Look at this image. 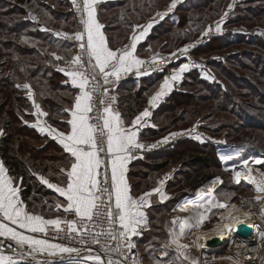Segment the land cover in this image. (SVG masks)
Instances as JSON below:
<instances>
[{"label":"snow or ice","instance_id":"6c2138e0","mask_svg":"<svg viewBox=\"0 0 264 264\" xmlns=\"http://www.w3.org/2000/svg\"><path fill=\"white\" fill-rule=\"evenodd\" d=\"M98 3L99 0H82V2L72 0L73 7L81 13L82 30L77 31L74 36L56 33L57 36L79 42L80 48V53L69 62L74 67L68 70L59 69L64 72L65 76L69 77L71 85L79 90L78 94L75 95L73 107L66 109L71 113V119L68 120L70 131L61 132L50 126H42L39 120L32 126L37 127L41 133H46L57 140L64 151L73 158L70 168L66 172V182L63 186L52 183L44 177L39 178L42 184L54 190L66 201L63 205L57 204V209L62 206L65 213L78 218L85 231L90 227L101 228V231L93 235V243L99 244L98 237L104 235L117 241V247L114 251L120 252L124 241L127 242V248L130 251L135 247L132 238L139 235L140 230L147 226L144 209L150 206L149 198L153 194H159L161 201L168 198L161 191L164 180L159 181L161 187L154 188L136 198L130 194V186L126 178L128 164L134 158V153L146 147L155 148L157 146L156 144L145 145L139 142L138 138V126L146 125L145 118L149 117L151 113L149 109H145L131 122V127H125L120 114L115 112L103 99H100L99 102L103 105V110L101 113L97 109L95 123L91 122L92 117L89 114L93 112L95 107L94 94L99 92L101 97L107 96V90L100 91L102 88L101 80L103 84H108L110 78L118 81L122 74L135 72L140 75L142 66L149 63L136 55V49L137 43L147 35L152 24L137 26L143 30L137 34L134 29L130 43L121 49L113 50L109 47L102 31L104 26L97 19L96 5ZM175 7L176 2L173 0L168 11ZM229 9H231V5ZM157 15L162 17L164 14L157 13ZM224 15L227 16L228 13L225 12ZM220 30L218 23L216 31L219 32ZM208 31H211V27L205 31L204 35H207ZM189 47L191 45L181 49L180 53L186 54ZM53 55L57 60L62 59L55 53ZM157 62L155 56L150 61L151 64ZM188 68L189 65L184 64L163 81L159 90L149 99L150 107H155L160 98L171 91L174 82L180 81L182 73ZM23 87L28 90L31 99L33 93L30 86L25 84ZM110 99L114 100L115 98L111 97ZM33 107L35 108V115L38 117L47 115L35 101H33ZM2 134L0 132V135ZM171 135L175 137L182 134L172 133ZM167 139L157 143L167 142ZM196 139H200V137L197 135ZM101 153L104 154L103 158ZM254 163L264 164V156L254 158ZM238 167L241 170L234 171L236 183H240V177L244 175L247 183L253 185L254 190L258 193L255 197L256 201L264 200V172L259 173L262 179L258 180L253 175L247 159H244ZM102 168L104 169L103 172H101ZM61 171L64 172L65 170L61 169ZM217 183H222V181L216 178L207 190L202 188L196 193L197 199L178 205L177 209L188 211L190 214L183 218L176 217L171 221L172 227L169 230L171 243L176 246L179 256L189 261V264H199V262L188 256L187 250L190 245L181 243L182 238L197 234V240L208 239V234L202 229L206 223L211 221L213 216H219V222L212 231L221 237L225 234H231L234 224L242 223L238 217L228 211L231 207V209L239 212L240 209L236 208V205L219 202L216 195L212 194V185ZM213 209L216 211L214 212ZM226 211L228 215H222ZM245 215L250 216L251 213L246 212ZM260 216L264 218V208L261 209ZM4 221L8 223H4ZM62 224L67 225L69 233L82 234L78 232L76 219H45L41 215L30 213L20 198L19 187L14 186V181L8 175L7 168L3 161H0V237L14 242L19 248L27 246L32 253H47L49 256L73 252L79 254V249L64 247L57 243H50L48 239L25 234L26 232L47 236L50 228L59 233L64 231L61 228ZM9 225H15V227ZM261 239H264V233H261ZM192 243L197 248L203 246L195 240ZM240 246L246 247V244L241 242ZM2 247L3 245L0 244V248ZM101 247L105 252L109 251L108 247L104 245ZM84 259L96 261L97 264H104L99 255H89ZM228 259L232 258L229 257ZM0 264H17V261L13 256L4 255L0 252ZM108 264H113V261L109 259ZM116 264H120V262L117 261ZM133 264L136 262L133 261Z\"/></svg>","mask_w":264,"mask_h":264},{"label":"trees","instance_id":"16d2710c","mask_svg":"<svg viewBox=\"0 0 264 264\" xmlns=\"http://www.w3.org/2000/svg\"><path fill=\"white\" fill-rule=\"evenodd\" d=\"M167 1H170L171 4L173 3V0H163V3ZM201 1L185 0L177 4L174 15L177 17L179 15V21L177 22L180 28L186 21L185 16H181V13H185L191 8L196 9L202 6ZM130 2L132 3L133 0H124L118 6L123 7L128 3L130 4ZM37 4L38 0H0V132L3 133L0 135V159L8 169V172L21 185L23 200L28 204V210L33 213L38 212L35 206L42 203L41 201H44V198L54 195L53 191H47V189L45 190L40 186L36 178L37 173L46 175L52 169L50 164L59 162L62 165L59 168H55V171L66 178L64 175L65 171L63 173L61 169H64L63 163L67 166L72 159L54 141L42 137L35 129L26 125L25 120L32 119L29 112H33L34 108L28 98V90L23 85L30 84L34 88L38 102L42 103L43 108L50 114V121L57 123V116L61 115V113L64 115L65 109L70 107L73 92L65 85V78L58 71V65L62 63L63 58L57 60L51 55L53 51L48 50L49 54L45 51V46L58 50V54L68 60L76 52L74 43L55 40L56 38L51 35V32L45 33L27 20L28 10ZM58 4V6L69 8L70 2L59 0ZM204 6L206 5L204 4ZM249 12L251 17L255 15L261 17L264 14V8L258 7L257 9H251ZM56 17L69 24V26L75 25V21L69 11L58 14ZM251 17L249 18L252 19ZM162 24L153 29V35L150 37L152 41L157 38L155 34L169 32L168 30L170 29L165 28V25ZM124 25H126V19H121L119 28L124 27ZM114 30L108 25L105 26V32L111 45L118 46L123 40L126 39L125 41H127V38H124L119 43L120 37L117 39L112 35ZM154 36L155 38L153 39ZM24 38L38 40L43 45L40 47L27 46L23 43ZM208 40L199 49L191 51L187 56L219 52V50L224 51V48L232 46L255 47L259 51L239 50L226 57L224 63L219 62L222 63L219 65V69L223 74L221 76L228 83H226L225 89H221L218 86L213 90V95L197 97L195 93H184L181 90L172 93L169 98L159 105L153 114L152 121L156 128L144 130L141 136L142 139H153L162 136L165 128L158 126L157 118H164L165 121L168 118V125H178L181 122L188 121L186 120L187 118L192 119L198 113H201L204 110L203 102L205 101H213L215 103L214 109L217 112L224 113L226 111L228 114L234 115L239 113L237 115L239 121L236 123L238 127H235L237 131L240 129L264 131V119L259 118L260 114L246 113L247 109L259 112L256 109L260 108L254 107V109L249 104H243V101L241 102L234 95L239 88H249L251 91L246 94L257 98L258 101L256 103H260L264 111V89L261 86H255L248 77L245 78L234 70L254 74L256 78L261 80V85H264V37L252 39L244 35H239L238 37L236 35L235 39L231 40L228 37L216 36ZM68 48L71 49V55L62 52V50ZM247 58L250 60H247ZM210 63L218 66L217 61H211ZM165 72L163 71L148 79H144L140 87H137L139 83L133 79L128 80L121 86L119 85L120 87L116 90L120 100L119 109L125 118L134 119L145 110L150 98L146 93L155 84L162 82ZM203 83V81L199 80L197 74H193L188 75L187 81L182 86L191 88L193 87L192 85L198 87ZM199 88L211 94L212 89H214L212 86ZM69 94L70 98H67ZM230 105L232 108L229 110ZM180 108H183L182 111L175 115ZM133 165L135 167L143 166L144 170H146L141 171V181L131 184L133 196L144 185L143 180H149L150 172L161 173L169 169L170 166L177 167L180 165L189 171L185 172V174L183 173V178L180 179L179 183H184L191 190H196L214 178L217 175V170L222 169L216 147L211 143L203 144L191 138L179 139L163 150L146 154ZM201 171L205 173L201 175ZM132 177L130 174V179ZM47 205V203L42 204V208H46ZM159 217L160 215H158ZM144 236L147 238L151 237L150 232L145 233ZM140 240L142 239L140 238Z\"/></svg>","mask_w":264,"mask_h":264},{"label":"rangeland","instance_id":"374dc122","mask_svg":"<svg viewBox=\"0 0 264 264\" xmlns=\"http://www.w3.org/2000/svg\"><path fill=\"white\" fill-rule=\"evenodd\" d=\"M58 1L59 0H38V4L33 7H30L28 12L37 15L39 19L42 21V24L44 23L45 25L52 28L51 35H53V37L56 38L57 36L56 33H66L68 36H74L73 34H75L77 31H81V26L80 24H78V21L74 16L71 4H69V8L70 11H72L71 13L73 14L75 25L69 26V24H66L63 20L58 19V17H56L58 16V14L65 12L67 13L68 11V8L63 6H58L59 5ZM178 1L179 0H175L176 5ZM67 2L69 3L68 0ZM204 4L206 6H204ZM170 5H171L170 1L163 3V0L162 1L133 0L132 3L130 2V4L128 3L125 6H123L122 9L111 11L110 15L105 17L102 22L104 23L105 26L108 25L109 27H111V29H115L112 35H114V37H116L117 39L118 37H120L119 43H121V40L124 38H127V40H129L133 35L134 29L136 32H140L139 29L141 27H137V26H147L149 23H151L152 27L148 30V33L151 32L150 35H153L152 34L154 29L153 27L156 23L157 24L155 25V27L158 24L163 23L162 25H165L164 26L165 28L170 29L168 30L169 31L168 33L155 34L157 38H155L154 36L153 39L154 38L155 39L153 41L151 39L148 40L147 42L148 45L146 43L147 46L145 45L143 47L144 49L140 52L143 59L145 60H150V58L152 59L154 56L155 57L158 56L159 57L158 64H160V68L158 70L166 71L162 82L160 81L159 83L155 84V86L150 88V90L146 93V95L150 96V98L159 90V87L163 83V81L166 78L170 77L184 64L189 65L188 70L182 73V78L180 81L174 82L175 84L172 90L167 94V97L164 99V101L167 98H169L172 95V93L179 90L183 91L184 93H192V94L195 93V95L199 97L203 95L204 96L213 95L214 94L213 90H215L218 86H220L221 89L223 88L225 89V85L226 83H228V81L221 76L223 74L219 69V65L224 63L226 57H228L230 54H234L236 51L239 50L243 51V49L255 50V51H259V50H257L255 47L249 48L245 46H232L230 48L229 47L224 48L225 49L224 51L219 50V52L218 51L207 52L204 54H198L199 56L198 55L193 56L191 54L190 57H188L187 54L182 55L180 53V50L191 45V47H189L188 50L194 51L197 48L199 49V47L202 44L208 42L209 41L208 39L216 36L228 37L231 40H234L236 35L237 37L239 35H244L252 39L263 38L264 14L261 17H257L256 15L251 17V13L249 11L251 9H257L258 7L264 8V0L261 1L260 0H206V1L202 0L201 1L202 6H199L196 9L191 8L189 9V11L185 13H181V16H185L184 18L186 20L182 28L179 27L177 22L179 21V15L178 17L176 15H173L170 19L169 18L163 19L165 15L170 12L168 11ZM230 5H231V9H229ZM176 9L177 6L175 7V10ZM225 12L228 13L227 16L224 15ZM117 13L121 15V17L119 16L118 17L119 19H116V21H114L113 17ZM157 13H161L164 15L161 17L157 15ZM249 17H251L252 19H250ZM121 19H126L132 22L130 23L128 22L126 25H124V27L119 28V23ZM218 23L221 29L219 32L216 31ZM209 27H211V31H208V34L204 35L205 31L208 30ZM125 40H123V42H125ZM123 42L120 44V46L123 45ZM23 43L27 46H33V47L34 46L40 47L43 45L42 43H40V41H33L29 43L28 38H24ZM78 43L79 42H77V45L75 44L76 45L75 56L78 53ZM115 44H117V42H115ZM45 47H46L45 51L48 54H49L48 50H50L53 51L55 55L60 56L58 54L59 53L58 50L49 48L48 46ZM70 51H71L70 48L62 50L63 53H67L68 55H71ZM173 53H175V55H173ZM62 58L63 59L61 64L63 65L59 64L61 67L67 65L66 62L68 60L66 57L64 58V56ZM72 59L73 58H71V60ZM247 60L250 59L247 58ZM211 61H217L218 66L211 64L210 63ZM168 63L171 64L168 65ZM234 70L237 71L236 73H239V75L245 78L248 77L251 83L254 84L255 86L258 87L261 86V88L264 89V85H261L262 83L261 80L256 78L254 74H250L246 71L242 72L236 69ZM193 74H197L199 80L203 81L204 83L198 87L192 85L193 87L191 88L182 86V84L185 81H187L188 75H193ZM130 78L134 79L132 77V74L129 75L125 81L127 82ZM144 79L146 78L139 80V82L137 81L139 83L137 87L142 86L141 83ZM28 85L30 86L31 91L33 93L31 99L33 101H36L37 100L36 92L30 84ZM202 86L204 87L206 86V88L212 86L214 88L212 89V94L208 93L205 90H200L199 87ZM118 88L116 87V90H118ZM250 91L251 90L249 88L248 89L239 88L238 92L236 91L234 95L236 96V98L241 100V102L243 101V104L246 105L249 104L253 108L254 107L260 108V109H256L259 112L252 111L246 108L247 109L246 113L249 112L251 114H260L259 118L264 119V111L262 110L263 108L261 104L256 103V101H258L257 98H253L249 94H246L249 93ZM73 95L75 94H72V96ZM67 98H70V94L67 95ZM116 98H117V110L118 113H121V110L119 109V105H120V100L118 99L119 94L117 93V91H116ZM37 103L44 110L42 103L38 102V100ZM203 105L205 107H203L204 110H202L201 113H198L197 116H195L192 119L187 118L186 120L188 121L181 122L178 125H174V126L168 125L167 123L169 121L168 118L166 121L164 118H157L158 126L160 128H165V131L162 133V136L153 139L141 138L140 140V142L145 145L156 144L157 145L156 147L161 146V149L157 148L159 149L157 151L165 149L167 146L171 145L172 143L182 138H191L203 144L211 143L213 144V146L216 147L217 156L219 157V160L223 165L222 169L220 168V170H217L216 172L217 175L214 178L207 181L205 184H203L200 188L196 190H191V188L188 185H184V183L181 182L179 183L180 179L183 178V173L185 174V172L189 171L187 168L181 167L180 165L177 167L170 166L169 169L161 173L150 172L149 180L148 181L143 180L144 185L138 192L134 193V197L138 198L144 193L149 192L154 188L161 187L159 181L164 180V184L161 188V191L169 198V199L167 198L168 200L165 199L164 202L158 201L161 200L159 194H153L149 198L150 200L153 201V204H159V206H154L149 210L150 213H149L148 221L150 223L149 226L151 229L150 231L151 237L147 238L144 236L141 238L142 240H140V236L133 237L134 242H136V244H138V246L142 250L143 264H166L167 260H169L167 264H176L178 263V259L181 260L178 250L175 255H173L174 253H169L172 250H170V248L168 247L169 245H173V244L171 243L170 236L168 237L167 234L168 228L170 229L172 227V225H169L168 223V217L171 218L174 209H176L178 205H183L185 204L186 201H189V196L192 193H197L202 188L207 190L208 186L216 178H219L222 181V183H217L215 185H212V194L214 195L217 194L216 197L219 202H223L227 204H229L230 202H234V203L237 202V204L239 205L247 206L246 208L250 206H254V209L258 205V203L252 204L251 199L254 197L253 192L251 190L245 189L242 186H237L233 182V177L229 173H227L223 168L225 163L228 162L229 164H235L238 163L240 159L224 157L223 155H225L224 150L228 147L230 148L231 146L243 147L244 158L253 156L254 154L251 153L252 151L264 152V131L258 129H240L239 131H237L235 127H238L236 123L239 121L237 116L239 115V113L238 114L236 113L234 115L231 113L228 114L226 111L225 112L223 111L224 113L217 112L214 109L215 103L213 101L210 102L205 101L203 102ZM231 108L232 106L230 105L229 110ZM182 109L183 108L178 109L175 115H178L182 111ZM126 119L128 120V118ZM25 122H32V121L31 119H27L25 120ZM172 133H181L182 135L172 137L171 135ZM197 135L200 137V139H196ZM165 138H168L167 142L157 143L164 141ZM144 155L146 154H136L134 155V158L138 157L137 159H142ZM262 156H264V154H262ZM71 159L73 158L71 157ZM135 162L136 160L132 163V166L130 168V174L133 176L132 179H130L131 184L141 181L142 180L141 171L142 172L146 171L144 170L143 166L139 165L138 167H135L133 165ZM50 165L52 169L49 171V173H47L46 175L42 173H37L36 175V178L40 186L43 187L45 190L47 189V191L49 190V188L45 187L40 182L39 179L40 176L42 177L47 176L48 179L52 180L53 182L57 181L61 186H63V184L66 182V178H64L63 176H61V174L55 171V168H59L62 164L59 162H53ZM253 165H256V167L257 166L264 167L263 164L253 163ZM63 166L65 170H68L70 168V163L67 166L65 165V163H63ZM229 171H231L230 168ZM262 172H264V169L262 170ZM203 173L205 172L203 171L200 172L201 175H203ZM8 175L10 176L11 174L8 172ZM11 177L14 181V184L18 185L19 183L17 182L16 178L12 175ZM165 177H167V179H165ZM44 199H45L44 201H41L42 203H39L37 206H35L36 211H38L37 213H39L45 219H59V217L64 213V211L62 206L59 209H57L56 205L57 204L63 205L66 203V201L60 198L55 193L53 196H49ZM23 202L25 203L26 208H29L28 204L24 200ZM44 203H47L48 205L46 208L43 207L44 208L43 209L42 204ZM263 208H264V203H263ZM37 213H33V214H37ZM185 214L186 217L188 214L187 213ZM158 215H160L159 218ZM216 221H217V216H213L211 221L207 223V228L208 227L210 228L212 224ZM146 227H148V225ZM182 240L183 238L181 239V241ZM25 247L27 248V246ZM193 249H194V245L191 244V250L194 251ZM195 254L197 255L196 261L200 262L199 253L195 251ZM86 256L77 257L69 261L68 263L61 262L59 260H55L51 258H43L42 256L41 257L38 256L36 253L35 254L31 253L30 255H24V256L22 255L14 256L13 258L17 261V264H97L96 261L85 260L84 257ZM91 256H96V255H91ZM175 256L179 258L176 257V259L173 260ZM236 256L237 254L235 255V253L233 252V250H231V248L229 249L227 248L226 250L223 249V251L219 253L217 256H212V258H208L207 261L203 264H250L246 262L243 263L240 262L238 259H236L237 258ZM229 257H231L232 259H228Z\"/></svg>","mask_w":264,"mask_h":264},{"label":"built area","instance_id":"2783aa9c","mask_svg":"<svg viewBox=\"0 0 264 264\" xmlns=\"http://www.w3.org/2000/svg\"><path fill=\"white\" fill-rule=\"evenodd\" d=\"M71 4L73 13L75 18L78 21V24H80L81 26V30H82V25L80 23L81 20V13L78 12L72 4V0H68ZM78 2H82V0H78ZM27 20L34 25H42V21L39 19V17L31 12L27 13ZM191 51L188 50V52L186 54H189ZM80 53V48H79V43H78V53L77 55ZM157 57V63L156 64H151L150 61L152 60L150 58V60H148L146 63L145 68L146 69H154V70H158L160 68V64L159 63V57ZM171 63H168V65H170ZM165 65V64H164ZM74 67V65L68 63L67 65L61 67V69H65L68 70L70 68ZM129 75H121L120 79L118 81H115L114 78H110V83L108 84H103V81L101 80L100 83L102 85V88L100 89V91H104L107 90V96L101 97L99 92L95 93V107L92 113H90V117H92L91 122L95 123V117L97 115V109H99V111L102 113L103 110V105L100 104V99H103L105 101L106 104H109L112 109L115 112H118L117 110V98H116V87L119 83L124 82ZM111 97H114L115 99L112 100L110 99ZM150 146V145H148ZM161 149V146L155 147V148H151V147H146L145 149H141V150H137L134 155L136 154H151L156 152L157 150ZM258 153L260 154H264V152L259 151ZM101 156L103 158L104 154L101 153ZM241 164V163H240ZM240 164H235L234 166H238ZM228 165H230L228 162L225 163L224 165V170L229 173L232 177H233V182L237 185V186H242L245 189L251 190L254 194V197L251 199L252 200V204L258 203L257 207L254 206H250L247 209L252 211L253 213H255V215L257 217H260V212L261 209L263 208V202L259 201L257 202L255 197L257 196V192L254 190V186L248 184L246 181L244 180H240V183H236L235 178H234V171H229V167ZM264 165V164H263ZM223 166V165H222ZM257 168L262 171L264 169V167L261 166H257ZM104 169H101V172H103ZM110 171V169H109ZM205 199L207 197H204ZM197 199L196 197V193H192L189 196V201ZM237 203V202H235ZM239 205V204H238ZM241 207H247L245 205H239ZM213 211L215 212L216 210L213 209ZM59 219L62 220H73L76 219L77 220V229L79 233L82 234H77V233H69L68 229H67V225L62 224L61 228L64 229V231H61L59 233H57L54 229L50 228L48 231L47 236H44L43 234H32V233H28V235H34L36 238H43V239H48L50 243H57L60 244L64 247H69V248H75V249H79L80 252L79 254L73 252V253H63V254H57L56 256H49L47 253H41L43 254V258H51V259H55V260H59L61 262H69L77 257H83L86 255H99L102 259V261L104 262V264H108V260L111 259L113 261V264H116L117 261L120 262V264H133V261L136 262V264H142V252L140 250V247L138 246V244H136V242H134L133 238H132V242L135 244V247L132 248L130 251L127 248V242L124 241L122 242L121 245V250L120 252L114 251V249L117 247V241L110 239L109 237H106L104 235H101L100 237H98L100 243L96 244L92 242L93 239V235L96 232L101 231V228H92L90 227L87 231L84 230V228L81 226V222L78 220V218H76L73 215H70L69 213H63ZM219 220V216H217V221ZM215 223V222H214ZM213 223V224H214ZM212 224V225H213ZM255 225H257L259 227V229H255ZM212 227V226H211ZM210 227V228H211ZM207 228V223L203 226L202 230H205ZM208 229V228H207ZM253 230H254V234H252V236L248 237H242V236H238L235 237V239H240V240H247V242L250 240V245L252 247H255L254 251L251 253V251L248 252L247 257L244 258L242 255H240L237 252H234L235 255L237 254V258L240 262H246V263H250V264H264V239H261V233H264V226L261 225L260 223H255L253 225ZM255 236V237H254ZM189 238L192 239V242L195 240L196 241V237L195 234L189 236ZM199 243V242H197ZM0 244L3 245L2 248H0V252H2L4 255H11V256H20L21 254L24 255H30L31 251L26 248L23 247L21 248V252H19V247H17L14 242L9 241L3 237H0ZM193 244V243H192ZM222 245H224L225 247H200L197 248L194 245V250L196 252L199 253V264H203L207 261L208 258H212V256H217L219 253H221L223 251V249H229L231 247V240L227 239L225 241H223L221 243ZM101 245H104L106 247L109 248L108 252H105ZM262 249V252H261ZM35 254V253H33ZM39 256V255H38ZM41 257V256H40ZM189 264V263H186Z\"/></svg>","mask_w":264,"mask_h":264},{"label":"crops","instance_id":"0c3cea01","mask_svg":"<svg viewBox=\"0 0 264 264\" xmlns=\"http://www.w3.org/2000/svg\"><path fill=\"white\" fill-rule=\"evenodd\" d=\"M185 0H179L178 1V3L179 2H184ZM122 2H124V0H99V3L96 5V14H97V19H98V21H99V23H101L104 27H103V29H102V31H103V33L105 34V36H106V39H107V42H108V45H109V47L110 48H112L113 50H117V49H121V48H123L124 46H126V45H128L129 43H130V40H131V38L129 39V40H127V41H125L124 43H123V45L122 46H120V45H118V46H114V45H111L110 44V41H109V38H108V35H107V33L105 32V25H104V23L102 22L103 21V19L105 18V17H107V16H109L110 15V13H111V11H113V10H120V9H122L123 7H120V6H118V5H120ZM177 3V4H178ZM177 6V5H176ZM68 11H69V13H70V15H71V17L73 18V14L71 13V11H70V8H68ZM175 8H173L169 13H167L166 15H165V17L163 18V19H165V18H171L174 14H175ZM103 15V16H102ZM121 17V15H119L118 13L113 17V19H114V21H116V19H119L118 17ZM163 19H161V20H163ZM112 20V19H111ZM160 20V21H161ZM130 23V22H132V21H129V20H126V24L127 23ZM157 24V23H156ZM155 24V25H156ZM155 25H154V27L153 28H155ZM159 25V24H158ZM157 25V26H158ZM35 26H37V27H39L43 32H45V33H50V32H52V28H50L49 26H47V25H45L44 23L42 24V25H35ZM152 28V29H153ZM143 29L142 28H140L139 29V31L141 32ZM140 32H136L137 34H139ZM148 33V32H147ZM151 34V32L150 33H148L146 36H144L138 43H137V49H136V55L140 58V59H142V60H145V59H143V57H142V55L140 54V52L144 49L143 47L146 45V43L148 42V40L150 39V37L152 36V35H150ZM74 35V34H73ZM132 37V36H131ZM27 40V39H26ZM55 40H58V41H68V42H71V43H74V44H76L77 45V42L74 40V39H66V38H64V37H62V36H56V39ZM33 41H38V40H35V39H32V38H28V42L29 43H31V42H33ZM75 41V42H74ZM33 47V46H32ZM75 54H76V52L74 53V55L72 56V58L75 56ZM71 61V59L70 60H67V64L69 63ZM146 62L148 61V60H145ZM61 65H63V64H61ZM60 65H58V71L64 76V78H65V85L66 86H68L69 88H70V90L73 92V94H75V95H77L78 94V92H79V90L77 89V88H74L72 85H71V82H70V79H69V77H67V76H65L64 75V72H62V71H60L59 69H61V66L59 67ZM145 66H146V64L145 65H143L142 66V69H141V74L140 75H137L135 72H130V73H127V74H122V75H131L132 74V77L134 78L133 80H135V81H138L139 82V80H141V79H143V78H146V79H148L149 77H152V76H154V75H156L157 73H161V72H163V70H154V69H146L145 68ZM140 78V79H139ZM131 79V78H130ZM129 79V80H130ZM126 82V81H125ZM125 82H121V83H119L118 85H117V88L118 87H120L122 84H124ZM175 84V83H174ZM120 85V86H119ZM27 90V89H26ZM172 90V89H171ZM170 92V91H169ZM168 92V93H169ZM167 93V94H168ZM167 94L166 95H164L163 97H161L160 98V100L158 101V103L156 104V106L155 107H150V105H149V101H148V106H146V109H149V111H150V116L149 117H147V118H145L146 119V121H147V124L146 125H144V126H138V138H139V142H140V140H141V136H142V133L144 132V130H146V129H150V128H155V126H154V124H153V114H154V112L156 111V109L159 107V105L162 103V102H164V99L167 97ZM75 95H73V97H72V101H71V105H70V107H68V108H66V109H71L72 107H73V105H74V99H75ZM28 98H29V95H28ZM30 99V98H29ZM150 99V98H149ZM30 101L33 103V100L32 99H30ZM35 103L36 104H38L37 103V100L35 101ZM40 108H41V106H40ZM66 109H65V113H64V115H62V113H61V115H58L57 116V118H56V120H57V123H52L51 121H50V114L44 109H42L41 108V110L43 111V112H45V113H47V115L46 116H37V115H35V108L33 109V112H29V114H30V116L32 117V119H31V121L32 122H26V125H28L29 127H31V128H33V129H35L42 137H46L47 139H49V140H51V141H54L61 149H63V147H62V145H60L59 144V142L57 141V140H54L52 137H50V136H48L46 133H41L39 130H38V128L37 127H33L32 125H34V124H36L37 123V121L39 120L40 122H41V125L42 126H50V127H52V128H56L58 131H61V132H68V131H70V125L68 124V120H70L71 119V113H70V111H66ZM120 114V116H121V119H122V121L124 122V124H125V127H131V122L135 119H126L123 115H122V113H119ZM64 150V149H63ZM67 153V152H66ZM68 155H70L69 153H67ZM138 157H136V158H133L130 162H129V164H128V171H127V173H126V178H127V181H128V184H129V186H130V194L133 196V193H132V185H131V181H130V168H131V166H132V163L136 160V161H138L139 159H137ZM0 161H2L1 159H0ZM6 167V166H5ZM66 170H65V176H66ZM10 177H11V175H10ZM40 177H42V176H40ZM44 177H46V179L47 180H49L50 182H52V183H55V184H57V185H59V183L56 181V182H53L52 180H50V179H48L47 178V176H44ZM12 178V177H11ZM166 184H167V182H166ZM44 185V184H43ZM14 186H16V187H19V189H20V198H21V200L23 201V199H22V189H21V185L20 184H18V185H15L14 184ZM45 187H47L46 185H44ZM166 187V186H165ZM49 190H51V191H53L56 195H58L59 196V194L58 193H56L54 190H52V189H49ZM60 197V196H59ZM134 197V196H133ZM60 198H62V199H64L63 197H60ZM169 199V198H168ZM167 199V200H168ZM154 200H157V199H154ZM166 200V201H167ZM159 202H164V200L163 201H161V200H158ZM150 206L149 207H146L145 209H144V211H145V214H146V218H147V221L149 220V213H150V209L152 208V207H154V206H159V204H153V201L152 200H150ZM24 203V202H23ZM182 203H183V201H182ZM24 205H25V203H24ZM26 206V205H25ZM27 210H28V208H27ZM29 211V210H28ZM147 211H149V212H147ZM30 212V211H29ZM31 213V212H30ZM33 213V212H32ZM185 213H187L188 215H189V213L187 212V211H181V210H179V209H175L174 211H173V213H172V215H171V218H169L168 217V223H169V225H171L170 224V222L174 219V218H176V217H181V218H183V217H185ZM38 215H40V214H38ZM170 215H168V216H170ZM187 215V216H188ZM4 223H8L7 221H4ZM168 223H167V225H168ZM147 225H148V227H146V228H142L141 230H140V234L139 235H137V236H140V238H142L143 236H144V234L145 233H148V232H150L151 231V229H150V223H149V221H148V223H147ZM10 227H15V225H9ZM171 229V228H170ZM169 228H168V230H167V234H168V237H169V230H170ZM18 231H24V230H22V229H17ZM25 234L26 235H28V233H26L25 232ZM170 240H171V237H170ZM181 243H184V244H189L190 245V247H189V249L187 250V254H188V256L191 258V259H197V255L195 254V250L194 251H192L191 250V244H192V240L189 238V237H187V239L186 238H183V240L182 241H180ZM168 248H170V250H172V251H168L169 253H174L173 255H175L176 254V252H177V248H176V246L175 245H169V247ZM176 257L177 256H175V258H173V260L174 259H176ZM178 258V257H177ZM170 259V258H169ZM180 259L181 260H179L178 259V263H176V264H186V263H189V261H187V260H184V258L183 257H180ZM169 262V260H167L166 261V264Z\"/></svg>","mask_w":264,"mask_h":264},{"label":"bare ground","instance_id":"6f19581e","mask_svg":"<svg viewBox=\"0 0 264 264\" xmlns=\"http://www.w3.org/2000/svg\"><path fill=\"white\" fill-rule=\"evenodd\" d=\"M243 150H244L243 147L231 146L230 148L228 147V148H226L224 150L225 151V155H223V156L224 157L235 158V159H240V161L238 163H235V164H240V163H242V161L244 159H247L249 161V166L252 168L253 175L256 176L258 180L262 179L259 176V173L262 172V171L257 169L256 165H253L254 158L262 157V154H260L258 152H255V151H252L251 153L254 154L253 156H249L248 158H244L243 157V154H244ZM235 164H230V165H228V167L230 168L231 171H240L241 169L238 166L235 167L234 166ZM240 180L246 181L245 176L242 175L240 177ZM262 202H263V200H262ZM232 204L236 205V208L240 209V211L237 212V211L231 209V207L229 208L228 211H231L232 214L235 217H238L239 220L242 221V223L234 224L231 234H225L223 237H221V236L216 235V233L212 231V229H214L216 224L219 222V220H218L212 225L211 228L208 227V229L202 230L203 232L208 234V239H206V240H197V234H195L196 241L199 242L200 245H203L204 247H208V246H211V245H213L215 243L219 244V243H222L223 241H225L227 239H230L231 240V247H230L231 250H233V252L239 253L244 258H246L248 252L251 251V253H252L254 251L255 247H252L250 245V240L247 242V240L235 239V237H238L239 235H243V233L248 229V227L252 230V234H254L253 225L255 223H260L261 222V225L264 226V218H261V216L257 217L255 215V213H253L252 211L248 210L245 207L242 208V207L238 206L237 203H234V202H230L229 203V205H232ZM246 212L247 213H251V215L250 216H246L245 215ZM222 215L227 216L228 212L227 211L223 212ZM255 226H256L255 229H257V228L259 229V227L257 225H255ZM241 232H242V234H241ZM252 234L250 236H252ZM242 237H245V236H242ZM241 242H244L246 244V247H241L240 246ZM19 252H21V248L19 249ZM261 252H262V249H261ZM36 254L39 255V256H43V254L38 253V252Z\"/></svg>","mask_w":264,"mask_h":264},{"label":"water","instance_id":"95a60500","mask_svg":"<svg viewBox=\"0 0 264 264\" xmlns=\"http://www.w3.org/2000/svg\"><path fill=\"white\" fill-rule=\"evenodd\" d=\"M247 228V227H246ZM242 234V232H241ZM252 234V230L248 227V229L243 233V235L240 236H245V237H249ZM210 247H225L224 245H222L221 243H215L213 245H211Z\"/></svg>","mask_w":264,"mask_h":264}]
</instances>
